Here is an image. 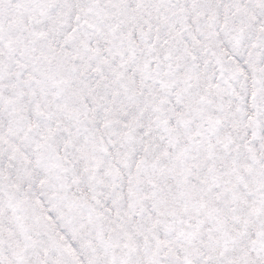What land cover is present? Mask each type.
Instances as JSON below:
<instances>
[{"label":"snow or ice","instance_id":"obj_1","mask_svg":"<svg viewBox=\"0 0 264 264\" xmlns=\"http://www.w3.org/2000/svg\"><path fill=\"white\" fill-rule=\"evenodd\" d=\"M0 264H264V0H0Z\"/></svg>","mask_w":264,"mask_h":264}]
</instances>
